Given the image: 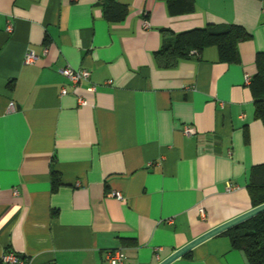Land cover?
Instances as JSON below:
<instances>
[{
	"label": "crops",
	"instance_id": "obj_1",
	"mask_svg": "<svg viewBox=\"0 0 264 264\" xmlns=\"http://www.w3.org/2000/svg\"><path fill=\"white\" fill-rule=\"evenodd\" d=\"M113 1L127 7L122 19L102 0H0V258L105 264L122 248L123 264H159L254 207L247 186L264 163V123L246 75L264 52V0H194L179 15L167 0ZM230 23L252 35L239 63L209 46L158 65L163 29ZM66 66L90 79L73 84ZM171 264L250 263L222 232Z\"/></svg>",
	"mask_w": 264,
	"mask_h": 264
},
{
	"label": "trees",
	"instance_id": "obj_2",
	"mask_svg": "<svg viewBox=\"0 0 264 264\" xmlns=\"http://www.w3.org/2000/svg\"><path fill=\"white\" fill-rule=\"evenodd\" d=\"M167 1L171 15L189 13L195 9L194 0ZM102 4L111 20L122 19L127 13L125 5L113 0H102ZM163 33L166 39L155 53V59L161 67H174L181 59L200 55L209 46L217 47L221 62L239 63V43L252 36L243 26L234 23L210 24L178 34L163 29ZM256 67L249 87L255 100V117L264 123V52L257 54ZM52 175L53 187L57 188L59 180L55 170ZM247 189L254 207L264 203V163L251 168ZM225 233L229 235L233 247L244 251L250 264H264V212L226 230Z\"/></svg>",
	"mask_w": 264,
	"mask_h": 264
},
{
	"label": "built area",
	"instance_id": "obj_3",
	"mask_svg": "<svg viewBox=\"0 0 264 264\" xmlns=\"http://www.w3.org/2000/svg\"><path fill=\"white\" fill-rule=\"evenodd\" d=\"M147 24V23H146ZM12 27L10 26V29ZM193 53H196V51H193ZM38 58V55L34 51H28L25 55V63H33ZM61 72L73 83L78 84L82 81L89 80L91 76V70L87 68H73L71 66H66L62 68ZM251 81V76L249 74L246 75V83L249 84ZM96 85L92 84L89 87V90L95 91ZM63 94L67 93V89L62 90ZM79 102L82 105L87 104V100L83 97H79ZM184 132L187 135H193L195 134L196 130L193 126L185 125ZM229 189L235 188L232 184H229ZM16 194H18V190L15 189L14 191ZM111 196L118 197L119 199L123 200V196L118 191L111 192ZM199 214L201 219L206 220L207 219V213L204 210V208H200ZM127 258V254L122 248H117L113 250H109L106 253L105 258V264H123L125 259ZM1 264H26L25 260L18 254H16L13 251L5 250L0 258Z\"/></svg>",
	"mask_w": 264,
	"mask_h": 264
},
{
	"label": "water",
	"instance_id": "obj_4",
	"mask_svg": "<svg viewBox=\"0 0 264 264\" xmlns=\"http://www.w3.org/2000/svg\"><path fill=\"white\" fill-rule=\"evenodd\" d=\"M264 212V203L257 205L250 210L208 230L204 234L198 236L194 240L190 241L185 246L181 247L180 249L176 250L173 254L168 256L166 259L162 260L159 264H171L173 261L177 260L178 258L182 257L184 254L192 250L195 246L199 245L200 243L204 242L205 240L225 232L226 230L240 224L241 222L248 220L260 213Z\"/></svg>",
	"mask_w": 264,
	"mask_h": 264
}]
</instances>
